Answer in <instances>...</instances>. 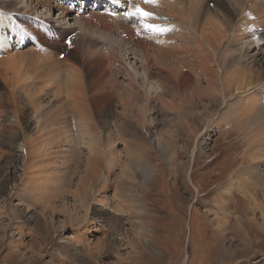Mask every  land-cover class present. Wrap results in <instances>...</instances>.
<instances>
[{"label":"rangeland","instance_id":"1","mask_svg":"<svg viewBox=\"0 0 264 264\" xmlns=\"http://www.w3.org/2000/svg\"><path fill=\"white\" fill-rule=\"evenodd\" d=\"M212 2L207 0V5L214 13L216 4ZM170 10L164 13L178 17ZM178 10L188 24L184 48L173 52L170 43L161 46L138 41L148 55L153 85L161 87L149 97L157 115L149 112L151 121L141 123L134 116V99L127 101L130 80L121 57L104 54L98 35L90 33L86 42L78 41L76 46L71 40L74 32L70 37L51 39L35 25L23 24L30 32L42 34L38 42L47 51L55 50L51 55L54 60L67 57L63 68L80 72L82 100L87 104L84 110L105 140L106 168L95 183L99 194L89 203L86 217L81 222L73 213L68 219L62 206L70 207L75 190L85 185L79 178L85 172L88 153L80 147L74 125L79 115L85 120L83 107L73 110L65 88L54 94L51 92L56 89H47L44 75L35 69L37 58L27 61L34 63L28 70L8 72L6 82L0 80V264H264V187L257 188V174L244 176L247 171L264 169V118L260 131L254 125L249 127L251 96L226 92L224 104L218 106L211 96L217 84L209 82L210 76L215 81L219 76L209 73L215 71V61L219 59L221 66L229 55L238 56L247 33L240 31L212 54L195 29V25H208L192 17L184 2ZM263 10H252L250 22L262 24ZM83 13L87 19L91 11ZM107 17L115 21L88 19L92 28L116 29L113 35H121L122 27L116 25L120 22ZM252 30L247 27V32ZM125 34L118 37L137 41L132 29ZM28 39L23 45L22 40L14 43L22 49L33 45L39 52L33 39ZM45 39L46 43L42 42ZM49 43L59 46L50 48ZM5 52L10 48L0 56ZM173 68L179 71L178 76L170 73ZM62 73L59 77L64 78ZM160 77L176 88L162 84ZM184 78L188 82L181 80ZM178 113H183L182 117ZM156 137L162 139L161 150L151 142ZM253 143L260 150H253ZM36 150L38 153H30ZM31 161H36L37 168L28 167ZM170 162L177 177L170 172ZM148 166L150 178L144 179ZM124 170L134 179L123 176ZM117 186L125 198L116 196ZM240 186L258 201L252 213L246 201L238 208L235 204L239 194L233 196V192ZM222 205L230 217L218 213ZM190 212L191 231L187 227ZM216 216L227 221L221 232L213 224Z\"/></svg>","mask_w":264,"mask_h":264},{"label":"bare ground","instance_id":"2","mask_svg":"<svg viewBox=\"0 0 264 264\" xmlns=\"http://www.w3.org/2000/svg\"><path fill=\"white\" fill-rule=\"evenodd\" d=\"M52 1L53 0H0V53H3L5 49L10 48L9 53H7V51L5 52V56H0V80L6 82V74L8 72H22V69H30L34 63L29 64L27 63V61H31L32 59L37 58L38 64L35 63V69L36 71L44 75L43 77L45 79V83L47 84V89L53 91L54 89H56L55 92L50 91L54 94L57 93L58 90L60 91L62 90V88H65L67 99H70L71 107L73 108V110H75L78 105L81 109L83 107L85 120L82 118V116L79 115L74 121V125L77 129V140H79L80 142L79 145L80 147H84L86 149V154L88 153L87 166L85 172L83 176L79 178L80 182L82 184L85 183V185H83V188H79L77 191L75 190V193L73 195V204H71L70 207L65 205L62 206L63 210L68 213V219H72L74 213L76 214V219L82 222L83 219L86 217L89 203L94 199L95 196L99 194V192L96 190L95 183L97 179L102 176L101 172L106 164L104 150L105 140H103L102 135L100 134L101 130L99 131L100 128L96 126L97 124L95 125V121L93 122V119L90 116L89 112L84 110L87 104L86 102H83L84 82L82 76L80 75V72L77 71L75 68L71 67L63 68V60H66L67 62V57L65 59H59V61H56L54 60V57H51V55L55 53L54 49L47 51L46 49L40 46V44L42 43L40 41L38 42V38L41 37V33L43 32V36L46 38L47 36H49L48 31L52 32L54 36L57 37L70 36L72 32H74V35L73 37H71V40H73L76 46H78V41L86 42V38L90 36V33L92 35H98V37L104 43V45H102L101 47L103 52L104 50H106L104 54H110V56H114V54H117L119 57H121L123 68L127 71V75L129 76L128 80H130L127 86L128 91H130L127 97V101L130 102L129 99H134V104L136 105L134 116L138 119V122L140 121V123L142 121H151V115L150 117H148V114L149 112L155 113L156 110L154 109L153 105L149 104V97L152 91L160 92L161 87L159 86V84H157V87H154L152 82L153 77L150 75L149 72L150 62L148 55L144 52L143 47L138 43V41L141 43H146L149 41V44L157 42L161 46H167L170 43V50L173 52L177 51L179 47L184 48L188 43V40L184 33L188 31V24L186 23L187 20H185V17L182 14L183 12L180 11L181 9L178 10V8H181V3L184 2L189 7L192 17L200 21L202 24L208 25L207 27L195 25V29L197 30L198 37L200 38V40L205 43L207 49L210 50L212 54L217 51L219 45L222 42L224 44L226 41H231V37H236L241 33L240 31H245V33H247V39L245 40V44L241 46L239 50L240 54H238V56L229 55L228 59L224 58V62L221 64V66L219 65L220 62L218 59L215 61V71L211 69V71L209 70V73L213 71V75L215 73L219 75L218 78L215 77L217 79V83H215L216 81L215 79H213V76H210L209 78L210 83L213 82V84H217L213 87V90L216 93H213L211 96L212 99L217 100L220 103L218 104V106H220L225 102L226 92H229L234 95L239 93L242 95H250L252 103L250 117L251 123L249 127L254 125L257 127L258 131L263 128L260 124V120L264 118V20L262 24L254 25L250 22L251 19H249V17L250 15H254L251 14L252 10L258 13L264 9V0H210L215 2L216 4V6L214 5L216 9L214 13L209 12L208 7H210V5H207V0H155V3H145L144 0H118L123 6L126 7V12L124 15H118L114 18L117 20V22H120L116 25L119 26L118 28L122 27L121 35L125 34L126 32L130 33L132 29L134 32V36L137 39L136 42L122 41L121 37H118L120 34L117 36L113 35L116 29L113 32V29L98 30L96 28H92V24L89 23L88 18L94 19L95 21H99V19L103 18H108L107 15H105V13L101 12L100 10L91 12V14H89L86 19L83 17V12L87 9V7L84 8V11L81 13L78 11L70 10L68 7L63 5V2L61 3L59 0H54L53 2ZM87 4L89 5L90 3L87 1ZM135 5H139L140 8H142L144 11L154 14L151 17L144 18L145 23L161 25L168 28L169 30L165 32L152 31L143 27L140 17L126 16V13L130 10V8L134 9ZM172 7H176L177 9H174ZM163 8H165L166 11H163ZM169 9H172L170 11L174 14H177L178 17H172L169 14L164 13L167 12V10ZM261 19H264V17H262ZM107 20H110V22L115 21L113 19L111 20L110 18H108ZM25 23L29 25H35L36 28H39L41 33H38L37 30L33 31L34 33L30 32L31 28L28 27L27 24L23 26V24ZM248 26L249 29L253 28V30L247 32ZM145 33H149V35L143 38ZM136 34H138L139 37ZM28 37L33 39L34 44L39 48L37 50L39 52H42L43 54L35 51L33 45L25 47L26 49H22V47H17L14 43L20 42L22 40L21 45H23L25 41L29 40ZM46 40L47 39L43 40L42 42L46 43ZM49 45H51L50 48L59 46L55 43H49ZM231 46L238 51V47L233 45ZM154 48H158V46L154 44ZM126 54H128V56H126ZM239 65L241 66V68L238 67ZM62 72L64 73V78L59 77V74ZM170 73L174 76L179 75V71L175 68L171 69ZM160 78L161 79H159V81L162 84L170 83V88H176V86L172 87L171 82H169L166 77ZM181 80L184 81L186 79L184 78ZM181 84H184V82ZM186 86L183 85V87ZM182 90H185V88ZM118 91H120V88L118 89ZM49 94L50 93H46L45 96H49ZM189 97L187 98L190 99ZM52 100H49L47 104ZM80 114H82V110ZM178 114H180L181 116V114L183 113ZM122 133L123 132H121L120 134L122 135ZM147 133L149 134V136H152V132L147 131ZM126 134L127 133H125L124 135ZM68 136H66V138ZM250 139L249 141L251 142L252 140ZM151 142L155 143V146L158 150H161V138L156 137ZM254 144L255 143H253V146ZM38 150L42 149L38 148ZM253 150L260 149L254 146ZM30 153L33 154L38 152L36 150L30 151ZM26 155L27 153L25 154V156ZM172 162L175 163L174 161ZM172 162H170V172L173 177H175L177 173L174 168L175 166L172 165ZM28 167L30 169L37 168L36 161H31ZM148 167L144 169L145 177L142 176L144 177V179L148 178L150 175V172H148L150 170V167ZM262 170L260 169L258 172L255 170H253L252 172L247 171V176H244L249 178L253 177V173L257 174V177L254 178L257 184V188L261 186L264 187V171ZM123 173V176L126 175L129 179H134V176L131 173H128L125 170L123 171ZM242 179L238 180L239 183H242ZM121 180L122 182H126L122 177ZM188 181L191 182L190 175L188 176ZM192 185L194 190L198 192V187H196V185L194 184ZM116 191L117 197L125 198L123 195L120 194V189L118 188V186ZM234 194H239L238 199H236L235 203L237 204V208L239 206L241 207V204L246 201L248 204V210H251V213L253 212L252 209H256V202L258 201L253 195H251L252 193H250L249 190L246 191L242 186H240L237 189V193L233 192V196ZM262 196L264 199V194ZM221 197L223 198L224 195ZM224 206L225 205H222L221 207L217 208L219 211L218 213L222 214V218H224L228 214V212H226L227 209H225ZM79 209H82L81 211L83 212V214H80ZM235 209L236 208H234V210ZM191 213L192 212H190V217L187 223V227L190 231L192 215ZM51 214H54L53 209ZM230 216L227 215V217ZM262 217L264 220V210H262ZM222 218H218L216 216L212 219L213 224L216 225V228L220 227L219 232L223 230L222 227H226L227 221L224 220L225 222H223Z\"/></svg>","mask_w":264,"mask_h":264},{"label":"snow or ice","instance_id":"3","mask_svg":"<svg viewBox=\"0 0 264 264\" xmlns=\"http://www.w3.org/2000/svg\"><path fill=\"white\" fill-rule=\"evenodd\" d=\"M145 3H155V0H144ZM154 15L153 13H149L144 11L142 8H140L139 5H135L134 9L130 8V10L126 13V16H138L141 18V23L144 28L156 31V32H165L168 31L169 29L161 26V25H155V24H149L144 22V18L151 17Z\"/></svg>","mask_w":264,"mask_h":264}]
</instances>
